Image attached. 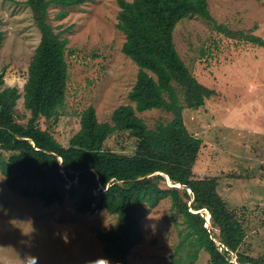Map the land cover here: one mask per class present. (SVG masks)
Segmentation results:
<instances>
[{
  "label": "trees",
  "instance_id": "obj_1",
  "mask_svg": "<svg viewBox=\"0 0 264 264\" xmlns=\"http://www.w3.org/2000/svg\"><path fill=\"white\" fill-rule=\"evenodd\" d=\"M89 1L25 0L40 41L24 85V109L29 114L25 122L15 114L20 94L16 88H3L0 72V172L6 186L45 207L69 199L77 214L103 209L116 216L111 230L95 234L112 264H129V256L144 237L142 213L164 199L170 200L184 225L177 251H188L186 258L175 254L170 264H192L200 251L207 254L209 264H264V256L241 251L245 207L228 205L218 192V178L194 176L203 142L184 125L183 110L203 107L215 91L192 75L172 36L178 21L198 16L226 36L241 37L261 48L264 39L217 24L207 0H117L115 26L125 38L121 51L138 67L127 96L130 104L118 106L110 122L103 123L89 106L80 115L79 130L63 145L50 126L41 127L42 119L45 123L57 119L68 81V39L56 32L49 12L53 6L61 8L55 18L63 20L67 12L62 8ZM2 39L0 32V44ZM153 109L171 114V120L150 129L137 113ZM110 140L133 144V150H114Z\"/></svg>",
  "mask_w": 264,
  "mask_h": 264
},
{
  "label": "rangeland",
  "instance_id": "obj_2",
  "mask_svg": "<svg viewBox=\"0 0 264 264\" xmlns=\"http://www.w3.org/2000/svg\"><path fill=\"white\" fill-rule=\"evenodd\" d=\"M131 1V0H127ZM217 24L227 30L264 39V0H207ZM50 8L56 32L68 39L66 100L57 119L41 120L54 137L67 145L79 129L82 112L95 108L100 123L110 122L113 111L130 104L138 67L121 51L124 35L116 29L117 0H92L81 6L62 8L63 20ZM0 72L3 88L20 94L15 107L19 121L29 116L24 109V85L28 67L40 41L32 12L25 0H0ZM176 52L199 83L215 91L203 107L184 109V125L201 139L195 177H216L218 192L229 206L245 207V239L241 251L264 256V48L241 37H229L198 16L177 22L173 32ZM150 129L166 123L172 115L161 110L137 113ZM114 150L130 152L133 144ZM168 182V180H167ZM170 183V182H168ZM116 216L103 209L77 214L73 201L45 207L8 189L0 172V264H92L107 258L96 239L97 231L111 230ZM208 225V224H207ZM181 216L169 199L148 207L141 217L143 240L129 256V264H170L182 239ZM192 264H209L200 251Z\"/></svg>",
  "mask_w": 264,
  "mask_h": 264
},
{
  "label": "clouds",
  "instance_id": "obj_3",
  "mask_svg": "<svg viewBox=\"0 0 264 264\" xmlns=\"http://www.w3.org/2000/svg\"><path fill=\"white\" fill-rule=\"evenodd\" d=\"M37 258L31 255L25 258V264H35ZM92 264H112V262L108 258H99L97 261H93Z\"/></svg>",
  "mask_w": 264,
  "mask_h": 264
},
{
  "label": "water",
  "instance_id": "obj_4",
  "mask_svg": "<svg viewBox=\"0 0 264 264\" xmlns=\"http://www.w3.org/2000/svg\"><path fill=\"white\" fill-rule=\"evenodd\" d=\"M167 180H168V178H167ZM169 181V180H168ZM176 186H180L179 184H177Z\"/></svg>",
  "mask_w": 264,
  "mask_h": 264
},
{
  "label": "bare ground",
  "instance_id": "obj_5",
  "mask_svg": "<svg viewBox=\"0 0 264 264\" xmlns=\"http://www.w3.org/2000/svg\"><path fill=\"white\" fill-rule=\"evenodd\" d=\"M208 220V219H207Z\"/></svg>",
  "mask_w": 264,
  "mask_h": 264
}]
</instances>
